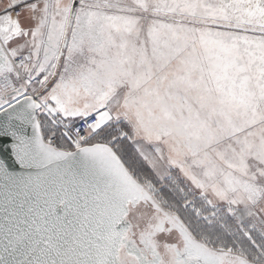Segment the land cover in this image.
I'll return each instance as SVG.
<instances>
[{
  "label": "snow or ice",
  "instance_id": "obj_1",
  "mask_svg": "<svg viewBox=\"0 0 264 264\" xmlns=\"http://www.w3.org/2000/svg\"><path fill=\"white\" fill-rule=\"evenodd\" d=\"M0 264H264V0H0Z\"/></svg>",
  "mask_w": 264,
  "mask_h": 264
}]
</instances>
